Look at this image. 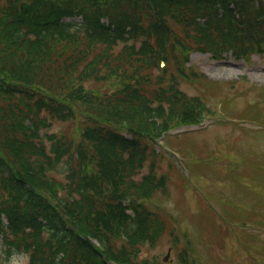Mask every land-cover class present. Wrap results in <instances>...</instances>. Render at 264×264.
Returning a JSON list of instances; mask_svg holds the SVG:
<instances>
[{"label": "rangeland", "instance_id": "374dc122", "mask_svg": "<svg viewBox=\"0 0 264 264\" xmlns=\"http://www.w3.org/2000/svg\"><path fill=\"white\" fill-rule=\"evenodd\" d=\"M81 2L84 5L80 8H86L89 16L101 14V11L96 14L91 12L90 7L101 8L104 5L109 7V4L100 0H81ZM141 2L144 3V0ZM9 6V0H0L1 9H8ZM210 8H212L211 5ZM132 9L133 7L130 6L126 10L125 16L131 18L132 15L144 22L151 23L150 15L139 14ZM117 12L119 13V11ZM196 16V13L192 15L194 18ZM192 17L184 24L178 22L181 26L171 24L170 19L165 18L164 29L173 32V42H169L166 46L172 60H175L174 56L178 54V51L171 49L183 42L185 35H192L191 27L186 26L193 22ZM5 22L8 23L7 20ZM7 26L8 29L12 27L10 23ZM255 28L260 30L261 26L256 24ZM160 30L161 28L158 26L157 34ZM174 36H178L179 40ZM253 38L247 39L244 44L249 45ZM143 41V38H139L135 44L136 47H140ZM3 45L2 41L0 49H4ZM184 45L178 49H182ZM187 45L189 48L191 47L188 43ZM122 49L123 46L118 44L114 47V53L124 52ZM258 51L259 48L251 53L261 55L260 57H257L258 55L251 56V53H248L249 59L242 61V58L236 59L235 54L226 53L222 56H225L224 59L216 61L211 58L210 54H200L189 50L187 60L189 63L185 64L186 60H183L180 54L181 60L177 61L178 69L173 64H169V72L159 71L150 61L147 65L148 70L143 77L133 78L130 76L131 71H127L129 76H126L124 80L109 83L111 87L116 88V92L122 88L133 91L137 86L142 88L147 85L150 86L148 94L152 92L159 99H163L160 96L161 92L154 90L158 87H165L168 81H173L177 83L178 89L185 97L189 107L190 103H195L196 98L202 103L204 101L209 110H211L210 106L214 108L217 102L224 113V120L229 123L218 128V125L227 122L221 119L207 120V123L214 122L207 129L166 137L165 149L179 158V166L172 161L173 158L168 152L162 149L160 141L155 143L146 133L132 135L136 152L146 160L142 164L141 162L138 164L141 166L138 174L130 169L122 170L121 177L118 180L114 179L115 182L110 181L111 187H105L104 191L108 199L116 196L112 190L113 186L128 187L123 183L131 180L130 175H135L134 181L140 187L139 191H136L137 194L126 198H131L132 201H136L135 203H142L140 207H137L140 213L135 212V214L139 217L140 223L144 222V217L147 219V229L155 235L154 243H146L141 246L137 237L127 240L125 243L122 242L123 238H120V241L115 238L109 240V244L113 245L116 251L119 246L135 249L140 247L137 259L134 258L133 264H143L144 261H147V264H251L252 257L264 264V232H261L260 229V227L264 228V103L262 101V99L264 100V85L260 86L264 84V68H262L264 49L260 54ZM11 53L15 57L8 59V62L17 63L23 59L18 56L17 51H11ZM237 53L243 54L240 47L237 49ZM135 60L143 70L144 64L147 63L146 60L141 55L135 56ZM161 67L162 64L159 68L161 69ZM182 70L184 74L179 72ZM196 73L214 80L215 82L210 86L213 89L205 90L203 86L197 84L195 80L202 76ZM160 79H162L161 82H159ZM202 82L206 85L209 84L204 79ZM220 82H226L232 89L225 92L226 89L218 84ZM104 84L102 80H98L85 85L92 89L105 90ZM251 88L257 90L259 95L251 93L246 96L248 94L246 90ZM11 107L28 109L25 103L21 104L18 99L11 100L10 106H7L6 110ZM30 109L28 110L33 111V107ZM248 113L255 114L256 118H250L247 116ZM9 119L7 113H4L3 122L7 127ZM241 121L250 125L240 124ZM48 130L49 133L52 131L55 134L69 135L74 130V124L72 122H55ZM38 144V141L34 143L36 146ZM226 153L227 157L224 156ZM85 169L88 174L87 167ZM96 169L90 168L97 173L98 169ZM49 176L56 179V190L59 191V195L65 197L69 183L67 176L58 171H54ZM160 176L166 178L163 194L169 191L167 193L171 200H167L169 203L159 194V189L152 192L153 187L150 181L158 180ZM167 179L172 183H169ZM1 193L0 190V195ZM117 197L120 202H124L126 199L120 194ZM144 208H150L145 216ZM148 219L150 220L148 221ZM226 219L232 221H226ZM241 221L247 222L242 223ZM230 226L235 227L230 231L235 236L225 234L224 228ZM258 230L259 232L255 234ZM213 235L216 240L224 239L225 247H217L216 241L213 239L212 246L216 247L212 250L209 238ZM256 235L261 241L257 239ZM85 239L81 238L82 241ZM48 240L46 233L37 237L35 232L25 229L18 234L14 242L27 243L29 247L37 248L38 243ZM90 243L95 248L98 247L94 241ZM169 248L171 249L169 258L163 262ZM15 249L13 246L0 248V264H27L26 256L20 254L13 256ZM71 250L67 251L66 257ZM249 250H252V254L247 253ZM8 252L10 255L6 256ZM80 254L82 255L81 250ZM86 260L88 263L97 264L94 258ZM65 263L67 264V262ZM83 263L79 259H71L68 264Z\"/></svg>", "mask_w": 264, "mask_h": 264}, {"label": "trees", "instance_id": "16d2710c", "mask_svg": "<svg viewBox=\"0 0 264 264\" xmlns=\"http://www.w3.org/2000/svg\"><path fill=\"white\" fill-rule=\"evenodd\" d=\"M9 1L8 9L0 8V24H2L0 43L2 41L4 43V49H0V190L2 192L0 211L9 218L12 224L15 223V227L18 229L22 227L19 219L23 217L21 220L23 222L26 217L29 227L33 226L35 229L47 233L49 237L47 249L40 247L38 252H34L32 247L18 246L19 251L30 254L28 256L31 264H60L62 262V264H66V261H62L60 256L62 252L67 253L69 249L72 250L67 255L68 263L71 259H79L84 262L83 264H90L91 262L88 263L86 259L94 257L99 262H104L103 257L106 256L108 260L125 264L123 259L113 254L108 244L102 242L100 236L104 238L108 235L96 228L94 211L90 207L83 210V212L86 211L85 225L80 223L81 219H74L73 222L79 224L81 232L85 231L91 234V237H96L101 245H107L104 246V253L89 251L91 249L88 243L83 244V247L79 245L66 247L67 241L73 236L71 231L66 230L64 215L67 208L62 197L56 193L54 185L47 184L46 179L48 173L55 170L57 165L66 174L72 173L71 165L74 164L71 162L78 163L82 167L86 160L78 150L82 153L86 150L84 143L79 142L75 146L77 159L72 158L70 162L63 156L73 143H67L62 138H58L51 145V149L55 153L61 152L59 157L52 158L45 154L44 150L42 154H36V148L32 143L36 139H41L43 129H40L39 126L44 124L36 123L35 118L42 119L41 113L43 112L40 111H44L48 117L57 121H75L85 115L81 108L106 106L107 115L111 119L122 117L128 121L138 115L144 123L147 120L149 122L157 119L151 113L152 110L147 111L145 108H140L138 109L139 113L128 111L126 107L118 105L108 91H105L104 94L87 91L82 86L86 74L95 75L96 71L102 69L118 71V67L111 62L110 56L105 54L116 42H124L128 38L152 36L151 31L154 29L145 28L142 25L143 21L135 16L131 15V18L125 16L126 10L132 6V11L139 14L146 11L145 15L152 14V17L170 12L174 21L186 23L194 13L209 12L204 14L210 16V5L212 7L217 5L216 9H212L214 20H219L220 25L230 30L235 17L234 10H254L262 17L264 25V0H144V3L141 2L142 0H100L109 4V7H106L108 5L101 8L90 7L91 12L95 14L101 11V14L96 16H89L86 8H80L84 5L81 0H76V2L75 0ZM231 2L234 3V10L230 8ZM189 11L191 12L189 13ZM199 16L195 17V21ZM102 18L107 19V23H102ZM9 23L12 25L10 29L7 26ZM199 27L206 31L207 25L200 23ZM1 30L3 31L1 32ZM222 37L229 39L230 36L223 33ZM166 42V37H163L162 44ZM12 47L16 48L18 56L23 58L20 62H8V59L15 57L11 53ZM41 78L53 83L72 85L66 100L59 98L56 95L58 92L52 90L46 83H40L39 79ZM98 78L99 75L96 79ZM16 97H23L28 103L38 99L39 111H35L33 120L22 115L19 119L16 116L11 117L13 112L6 108L10 104L9 100ZM70 100L76 101V103L73 105ZM122 104L124 105V102ZM4 113H7L13 121L8 123V127L3 122ZM159 127L161 125H157V128ZM88 130H85V133L92 141L93 138L100 137L99 135L94 136L92 131ZM101 147L102 145L99 146L94 142L92 155L97 150L101 151ZM32 152L33 155H31ZM69 178L73 182L75 192L84 200L88 198L89 191L96 192L94 179L89 177L86 179L85 175L76 179L69 175ZM15 183L20 185H14ZM31 213L33 215L29 217ZM117 220L125 223V219ZM1 228L8 229L12 236H18L0 219ZM104 229L108 232L113 231V227L109 223L104 226ZM129 229H131V225H125V232H129ZM2 244L10 245L7 240H2ZM41 250L51 254L44 256V253H39Z\"/></svg>", "mask_w": 264, "mask_h": 264}]
</instances>
